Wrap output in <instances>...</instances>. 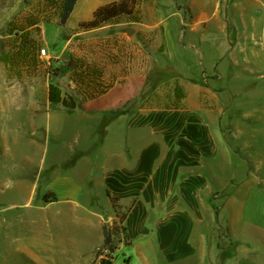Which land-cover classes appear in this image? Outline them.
<instances>
[{"label":"crops","instance_id":"obj_1","mask_svg":"<svg viewBox=\"0 0 264 264\" xmlns=\"http://www.w3.org/2000/svg\"><path fill=\"white\" fill-rule=\"evenodd\" d=\"M137 1L134 15L142 20L129 30L139 39L134 71H125L119 50L118 73L104 77L113 80L111 88L84 101L82 108L53 105L51 84L44 105L29 106L32 127L42 119V129L46 125L57 140L69 138L70 146L62 144L70 154L56 150L50 166L52 173L61 167L60 174L65 169L73 176L71 184L58 190L87 192L94 210V218L87 219L92 228L102 225L105 208L113 207L114 223L119 220L111 196L119 198L127 211L130 246L136 239H149L167 262L197 256L202 264H264V236L253 238L263 243L253 248L240 242L236 230L244 219L241 196L248 193L251 161L240 153L255 138L254 111L236 100L251 95L252 86L244 79L261 72L257 38L262 23L248 16L259 12L264 0H231L234 18L222 11L226 0ZM106 2L79 0L69 23L91 21ZM170 8L169 18H163L161 12ZM48 16H60L48 0L30 5L28 0H0V30L15 26L16 18H30L28 30L41 32L46 48L47 25L63 27L57 20L43 21ZM78 35L66 39L57 58L68 53ZM155 38L159 43L151 48L155 57L147 70L140 55L142 39ZM156 69L168 78L156 80ZM29 93L34 96L36 90ZM76 204L71 212L79 208ZM222 229L226 236L219 233ZM227 240L231 243H223Z\"/></svg>","mask_w":264,"mask_h":264},{"label":"rangeland","instance_id":"obj_2","mask_svg":"<svg viewBox=\"0 0 264 264\" xmlns=\"http://www.w3.org/2000/svg\"><path fill=\"white\" fill-rule=\"evenodd\" d=\"M105 1L110 3L118 0ZM32 2L34 0H28L29 5ZM159 3H168L170 6L171 2ZM171 10H163L162 17L168 19ZM249 10L251 8L247 7L246 11ZM222 11L229 18H234L233 2L226 0ZM253 15L262 23L257 38L260 44L257 48L261 72L244 79L252 86L251 95L236 100L237 103H249L253 109L251 122L255 136L247 146V152L240 153L242 157L249 155L251 161L246 167L249 174L246 187L248 193L241 196V202H246L244 219L236 226V230L240 242L254 248L262 247L264 243L253 241V238L264 236V6L248 17ZM49 19L51 22H59L58 17L52 16ZM30 20L25 17L16 18L15 28L26 29ZM136 20L142 18L139 15L121 16L104 28L88 33H84L86 30L80 28V24H75L76 19L70 23L69 20V25L67 23L63 27L47 25L45 36L48 48L41 40V32L30 31L32 37L41 43L37 54L40 61L38 70L16 77L10 75L4 63L0 62V264H100L96 254L103 245L101 237L104 226L112 228L114 225V209H102V225L92 228L87 219L94 218V210L90 207L87 192L71 194L58 190L61 185L71 184L73 176L65 169V173L60 174L63 172L61 167H56V173H52L50 166L56 150L63 155L70 154V150L66 149V145L70 146L67 144L69 138L57 140L56 133L48 132L46 125L42 129V119L37 127H32L28 109L33 103L44 105L48 84H54L67 96L81 100L78 84L72 78V57L82 58L89 64L101 67L103 77H106L110 72L118 73L120 50L121 55L124 52L123 57L126 59L125 71H134V62L139 58L135 54V43L139 39H134L129 30H133V22ZM17 32L21 33L11 32L9 28L0 30V56L12 49ZM77 33L80 35L70 43L68 53L57 58L66 45V39ZM157 39H142L144 48L140 55L142 67L147 70L151 67V59L155 57L151 48L158 45ZM42 48L49 52V62L41 57ZM152 74L156 80L161 79L159 69L152 71ZM104 82L107 85L113 84L112 79H105ZM31 89L36 90L34 96H30ZM240 181L236 183L241 186ZM56 197L59 201H56ZM70 197L75 201L69 200ZM76 203L79 208L71 212ZM219 233L226 236L223 229ZM223 243L231 242L227 240ZM117 263L202 264L197 256L183 260L174 258L167 262L160 258L156 249L151 248L149 239H136L133 246H121Z\"/></svg>","mask_w":264,"mask_h":264},{"label":"trees","instance_id":"obj_3","mask_svg":"<svg viewBox=\"0 0 264 264\" xmlns=\"http://www.w3.org/2000/svg\"><path fill=\"white\" fill-rule=\"evenodd\" d=\"M79 0H48L49 5L57 7L60 10L59 23L65 26L71 18ZM137 0H118L101 6L94 13L91 21L80 23V28L89 31L105 27L113 20L121 16H133L135 14ZM52 16L45 17V22L50 23ZM47 18V20H46ZM31 22H27L26 29H17L10 26L9 30L19 31L16 33L15 43L12 49L0 56V62L8 69L10 75L22 77L25 73H32L39 69L40 61L38 50L41 43L33 38L28 28ZM73 75L72 78L78 84V94L81 100L73 96H64L62 90L54 85H50V101L53 105L63 104L69 108L79 106L82 108L83 102L88 99H94L104 94L112 85L104 82L103 70L95 64H89L82 58L72 57ZM162 79L168 78V73H160ZM78 100V101H77ZM111 201L118 214L119 220L116 221L112 228L104 226V242L96 254V259L100 264H118L119 250L121 246H130L131 238L128 229L125 226L127 211L120 204V199L111 196Z\"/></svg>","mask_w":264,"mask_h":264},{"label":"built area","instance_id":"obj_4","mask_svg":"<svg viewBox=\"0 0 264 264\" xmlns=\"http://www.w3.org/2000/svg\"><path fill=\"white\" fill-rule=\"evenodd\" d=\"M41 57H43L44 59H46L48 62H49V59H51L50 58V54H49V52L47 51L46 48H42L41 49Z\"/></svg>","mask_w":264,"mask_h":264},{"label":"water","instance_id":"obj_5","mask_svg":"<svg viewBox=\"0 0 264 264\" xmlns=\"http://www.w3.org/2000/svg\"><path fill=\"white\" fill-rule=\"evenodd\" d=\"M131 33H133V31H130Z\"/></svg>","mask_w":264,"mask_h":264}]
</instances>
